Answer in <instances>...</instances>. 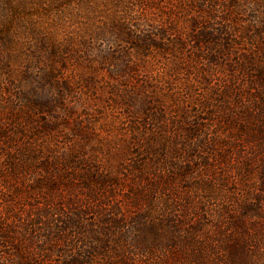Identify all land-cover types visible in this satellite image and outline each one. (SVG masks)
<instances>
[{"label":"trees","instance_id":"1","mask_svg":"<svg viewBox=\"0 0 264 264\" xmlns=\"http://www.w3.org/2000/svg\"><path fill=\"white\" fill-rule=\"evenodd\" d=\"M9 1H4L6 12H12V1ZM67 1L83 3L90 10L84 17L86 21L100 18L98 29L111 28L109 31L115 32L116 40L133 44L126 52H120V57H115L117 61H124L131 52L146 59L145 50L162 54L171 50V45L164 43L167 29L146 37L132 35L123 26L118 32L92 11L91 0ZM128 1L108 0V3L123 10ZM138 1L148 14V1ZM168 2L173 10H195L196 13L202 12L208 20L216 18L224 22L220 30L214 31L201 28L196 17L191 21L192 32L182 35L183 45L176 44L175 51L182 52L177 47L183 50L187 40L199 46L197 60H205L212 70L227 62L232 47L229 36L235 29L229 20L231 15H226L230 12L226 11L235 8V3L227 6L224 13L220 10L219 0L188 2L199 4L196 6H190L184 0ZM147 14L141 12L138 20L148 22ZM250 32L253 36L249 39L257 43L264 33L260 30L256 34L253 30ZM83 44L86 50L85 42ZM40 45L39 57L35 61L29 60V64L42 67V74H35L25 67L20 80L12 79L6 84V96L12 101L8 126L4 127L0 122V264H141L143 261V264H164L157 261L156 255L160 251H176L183 242L194 248L197 244L204 228L195 221V216L200 213L194 216L199 208L193 196L197 191L208 193L206 202L221 199L232 204L230 208H219L213 216L220 230L228 227L229 231L239 230L247 234L255 230L249 223L250 218L252 222H262L264 103L253 96L255 104L245 106L243 94V91L247 94L246 88L255 86L254 82L242 83L239 87L240 81L234 75L236 78L232 79L231 85L214 90L207 84L212 71L206 69L203 81L208 97L197 103L190 101V110L184 103L182 108L174 111L178 120L170 121V124H167V112L162 103L149 96L153 94L149 86L144 85L118 97L124 102L122 112L136 121L129 131L135 147H138L134 156L138 159L133 165H127L129 176L122 180L117 171L96 163L93 165L91 158L68 149L65 141H59L56 124L61 119V112L57 110L62 108L71 92L68 83L61 80L68 60L64 58L65 51L56 44L44 42ZM19 56L16 45L4 41V61L0 57V119L4 118L3 72L11 69ZM72 57L76 65L86 64L85 56L80 57L75 52ZM100 59L108 63L113 60L104 56ZM243 62L241 64L246 68L252 66L248 59ZM123 63H120L121 68ZM83 84H89V80ZM261 90L264 91V86L257 89L258 93ZM184 92L192 94L190 88L185 87ZM232 94L234 96L229 98ZM215 103L217 108L213 105ZM208 109L219 116L218 121L223 125L231 129L238 127V135L223 138L214 132L210 116L202 117L207 115L205 110ZM141 115L143 119H140ZM79 128L81 126L77 125ZM217 166L223 167L222 174H215ZM232 170L244 179L254 178V189L231 190L227 175ZM122 188L126 196H121ZM237 194L243 197V203L236 204L232 196ZM205 213L211 215L207 210ZM189 224L191 229L187 227ZM220 233L217 231L215 235L218 240L208 243L207 238L199 243L188 258L194 264H204L208 260L219 264H244L252 257L257 259L248 254V249L252 250L256 245V237L250 235L234 241ZM153 241L160 243L158 248L154 247ZM177 257L179 254L174 255V259ZM172 264H176L175 260Z\"/></svg>","mask_w":264,"mask_h":264},{"label":"rangeland","instance_id":"2","mask_svg":"<svg viewBox=\"0 0 264 264\" xmlns=\"http://www.w3.org/2000/svg\"><path fill=\"white\" fill-rule=\"evenodd\" d=\"M4 1L10 3L9 0H0V52L3 51L0 57L4 61V41L6 40L16 45V51L20 56L11 69H4L3 72L4 118L0 119L1 125L7 127L9 124L7 119L10 118L12 100L6 96V84L12 79L20 80L23 77L22 72L25 67L27 70L35 71V74H42L44 69L42 67L35 68L37 66H33L35 69H32L29 60L35 61L39 57L40 43L56 44L62 51H65L64 58L68 60L66 69L61 73V80L63 79L68 83L71 91L67 94L65 102L62 103V108L57 110L61 112V119L57 120L56 124V127H59V141H65L68 149L81 152L91 158L93 165L96 163L106 169L109 168L111 171H117L122 180L128 179L127 165H133L134 161L138 159V157L136 159L134 157L138 153V147H135L136 143L129 131L132 123L136 121L125 116L122 112L125 108L124 102H120V98H118L126 92L135 91L144 85L149 86L153 93H150L149 96H152L151 98L156 97L154 101L159 100L162 103L167 112V124H170V121L178 120V115L175 112L182 108L184 103L185 108L190 110L192 107L189 104L190 101L197 103L208 97L206 95V82L203 81L205 78L204 71L207 69L212 71L209 72V82H207L212 89L222 90L231 85L234 82L232 79L237 77V81H240L239 87H242V83L244 85L245 83H255L254 89L246 88L247 94L243 91L246 100L245 106H249L251 103L252 105L255 104V101L252 102L254 98L258 102L264 103V91L261 90L260 93L257 91L264 86V76H262L264 73V33L259 37L258 43L249 39L250 36H253L250 32L252 30L255 34L259 30L264 32V0H219L220 10H223L224 13L227 6L232 5V2L235 3V8L226 11L230 12L226 15H231L229 20L235 30L232 35H228L232 40L228 61L223 62L213 70L207 67L208 64L205 60H197L200 55L198 45L185 40L183 50L179 46L177 47L178 51H182L179 53L175 51V45L180 43L183 45L184 36L182 39V35H186V33L190 35L192 32L191 21L196 17L199 18L201 28H211L214 31L222 28L223 20L216 18L208 20L202 16V12L196 13L195 10H188L189 12L173 10L168 0H147L150 6L148 9L150 20L146 23L138 20L141 12L147 14L139 6L138 0H129L123 10H118L109 5L108 0H91L92 11L103 17L104 22L110 23V26L118 32L123 26L128 28L132 35L146 37V35L156 34V31L167 29L164 43L171 45L169 47L171 50L167 54L152 49L145 50L144 55H147L145 59L139 57L137 52L130 51L131 55L124 61H117L115 57H120V52H126V49L131 48L133 44L127 45L116 40L115 32L109 31L111 28L98 29L100 18H93L94 21H86L84 17L90 10L83 6V3L77 4L75 1L68 3L67 0H11L12 12H6ZM184 1L187 4L190 2V0ZM189 5L196 6L199 4L190 3ZM123 18H125L124 21ZM83 42H85L86 50L83 48ZM203 51L205 52V49ZM75 52L80 57L85 56L83 58L86 59L85 65L83 63L80 66L75 64V61L72 60V55L74 56ZM49 54L48 51L47 57ZM100 56L110 57L115 61L112 60L108 63L101 60ZM246 59L249 63L252 62L251 67L246 68L241 64ZM120 63H123L122 68ZM128 67H131L132 70ZM31 74L33 75V73ZM234 75L237 76L234 77ZM88 80L89 84L84 85L83 82ZM185 87L191 89V95L185 94ZM233 96L232 94L228 97ZM253 96L254 98H251ZM213 105L218 107L217 103ZM205 111L207 115L202 117L210 116L213 121L212 125L215 127L214 132L223 138L237 136L240 132L238 127L231 129L219 122V116L210 113L211 110ZM139 117L143 119V115ZM41 120L39 119V121ZM77 125H80L81 129H77ZM249 139L246 138V140ZM81 167L82 169L85 168L84 166ZM222 168L217 166L215 174H222ZM227 176L231 190L246 191L249 188L252 191L254 189V178L244 179L235 174L233 170L228 172ZM120 194L126 196L123 188ZM193 196L196 199L194 202L199 207L194 212V216L200 213V215L195 216V221L204 225L195 248L187 242H183L176 251L157 253V261L161 260L164 264H172L175 260L176 264L179 262L194 264L193 260L188 258L189 253L196 251L192 252L193 249L199 247L197 246L199 243L204 242L207 238L209 239L208 243H211L210 240H218L215 235L217 231H221L222 237H228L234 241L243 240L250 235L256 237V245L254 244L252 250L248 249V254L257 259L252 257L247 259L244 264H264V219L261 223H255L250 218L249 223L255 230L247 234L239 230L229 231L228 227L220 230L218 229L219 224L213 216L219 208H230L232 204L223 202L221 199L206 202L208 196L206 192L197 191ZM232 197L236 204L244 202L240 194ZM124 202L126 203V201ZM253 205L255 206V204ZM262 207L264 209V204ZM206 210L211 215L206 214ZM190 225H187L189 229H191ZM153 244L156 245L155 248H158L157 245L160 243L153 241ZM177 254H179V258L174 259V255ZM143 263L144 261L141 264ZM204 264H219V262L208 260Z\"/></svg>","mask_w":264,"mask_h":264}]
</instances>
